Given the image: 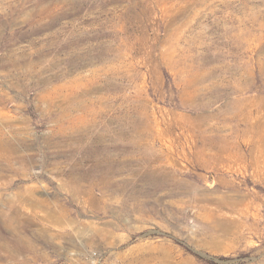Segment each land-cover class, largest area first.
<instances>
[{"label": "rangeland", "instance_id": "obj_1", "mask_svg": "<svg viewBox=\"0 0 264 264\" xmlns=\"http://www.w3.org/2000/svg\"><path fill=\"white\" fill-rule=\"evenodd\" d=\"M0 264H264V0H0Z\"/></svg>", "mask_w": 264, "mask_h": 264}]
</instances>
